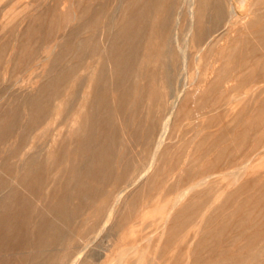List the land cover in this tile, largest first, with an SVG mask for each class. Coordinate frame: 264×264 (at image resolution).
Masks as SVG:
<instances>
[{"label": "rangeland", "instance_id": "obj_1", "mask_svg": "<svg viewBox=\"0 0 264 264\" xmlns=\"http://www.w3.org/2000/svg\"><path fill=\"white\" fill-rule=\"evenodd\" d=\"M127 1L0 0V264H264V0Z\"/></svg>", "mask_w": 264, "mask_h": 264}, {"label": "bare ground", "instance_id": "obj_2", "mask_svg": "<svg viewBox=\"0 0 264 264\" xmlns=\"http://www.w3.org/2000/svg\"><path fill=\"white\" fill-rule=\"evenodd\" d=\"M190 2L192 3V0H190ZM125 3H126L125 4L126 7H130L131 9L133 8L131 10L130 14H132L133 12L135 13V17H136L135 19L139 22V25H140V27L137 28L135 33H140L143 30L144 26L149 24V23H151L153 25L154 24H158V25L162 26L164 28L165 32H167L168 34L171 32V30H170V22H171L172 17L175 14V10H174L175 0H172V1L170 0L168 2H164L163 0H132V1L129 0V2L127 1ZM205 3H200V4L198 3V5L196 6V9H195L194 5L192 4V5H190L189 9H187V13L190 15V18H189L190 25L183 29V31L185 30V34L186 35H189L192 32L193 28H194L193 25H192L194 13H196V15H197L196 19L198 21L196 23L194 36H204L207 32H209V30L211 28L220 26L223 23L225 9H224L222 3L217 4V5H209V4H207V3L205 4ZM237 5H239V4H237ZM239 7L241 8V9L240 8L239 9L242 11V16H244V18H245V16L247 15V12H248L247 5L246 4H241V5H239ZM100 8L101 7H97L95 9H92V12H91L92 15L91 16L95 20L98 19V17L100 16V12H101ZM152 10L155 11L156 13H159L160 10H163L162 18L157 17V16H155V17L149 16V14L152 12ZM87 12H90V7H85L84 8L83 13H87ZM252 13L255 16V18L254 19H248L249 17H247L246 18L247 19V21H246L247 24L248 23H250L252 25H253V23L257 24V23H259L258 18H261L262 16H264V12H260V8H257V7L255 8V10H253ZM202 16H204V17L208 16L210 18V20H209V18L206 20V26H202L201 25V22H200L201 20L200 19H201ZM152 18H153V20H152ZM162 27H160V29H162ZM218 35H220V34H218ZM65 47H67V46H65ZM60 53H61V51H60ZM66 57H67V55H66ZM177 59L181 61V56L178 55ZM185 69H187L186 65H185Z\"/></svg>", "mask_w": 264, "mask_h": 264}]
</instances>
